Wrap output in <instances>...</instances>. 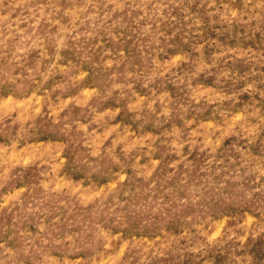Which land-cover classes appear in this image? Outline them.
Returning a JSON list of instances; mask_svg holds the SVG:
<instances>
[{
  "label": "rangeland",
  "instance_id": "374dc122",
  "mask_svg": "<svg viewBox=\"0 0 264 264\" xmlns=\"http://www.w3.org/2000/svg\"><path fill=\"white\" fill-rule=\"evenodd\" d=\"M0 264H264V0H0Z\"/></svg>",
  "mask_w": 264,
  "mask_h": 264
}]
</instances>
